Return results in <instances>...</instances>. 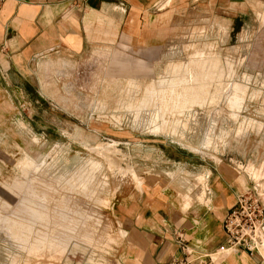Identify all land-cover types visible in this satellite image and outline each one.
I'll list each match as a JSON object with an SVG mask.
<instances>
[{
	"label": "rangeland",
	"instance_id": "1",
	"mask_svg": "<svg viewBox=\"0 0 264 264\" xmlns=\"http://www.w3.org/2000/svg\"><path fill=\"white\" fill-rule=\"evenodd\" d=\"M113 18L88 29L86 55L34 59L0 97V264H115L112 207L131 183L188 205L207 163H229L264 187V9L171 4L153 43Z\"/></svg>",
	"mask_w": 264,
	"mask_h": 264
},
{
	"label": "crops",
	"instance_id": "2",
	"mask_svg": "<svg viewBox=\"0 0 264 264\" xmlns=\"http://www.w3.org/2000/svg\"><path fill=\"white\" fill-rule=\"evenodd\" d=\"M171 4L209 7L231 18L264 9V0H0V97H8L15 77L22 90L19 80L27 79L34 59L86 55L95 46L88 29L111 11L120 35L153 43L160 38L158 12ZM207 165L205 193H193L188 205L161 180L120 188L112 215L125 239L114 245L115 264H264V239L253 253L220 250L227 241L223 221L238 195L257 185L264 201V187L241 167Z\"/></svg>",
	"mask_w": 264,
	"mask_h": 264
},
{
	"label": "built area",
	"instance_id": "3",
	"mask_svg": "<svg viewBox=\"0 0 264 264\" xmlns=\"http://www.w3.org/2000/svg\"><path fill=\"white\" fill-rule=\"evenodd\" d=\"M223 226L227 241L220 247L222 251L246 250L251 253L258 251L264 239V201L257 185L249 187L239 194L237 201L224 218ZM181 238V237H180ZM182 242V248L187 246ZM175 264H193L182 261ZM197 264H207L200 261Z\"/></svg>",
	"mask_w": 264,
	"mask_h": 264
},
{
	"label": "bare ground",
	"instance_id": "4",
	"mask_svg": "<svg viewBox=\"0 0 264 264\" xmlns=\"http://www.w3.org/2000/svg\"><path fill=\"white\" fill-rule=\"evenodd\" d=\"M179 95L181 96V93H176V92H174L173 94H170V95H167L166 97H165V95H161L160 96V98L162 99V105L165 107V100L167 101L166 103H167V105H170V103H169V101H171L170 99H171V97L173 98V99H177L176 97H178L179 98ZM181 98V97H180ZM184 98V97H183ZM183 100V99H182ZM173 101V100H172ZM183 103V102H182ZM240 101L239 100H235L234 102H233V106L235 107V108H239V105H240ZM161 105V106H162ZM167 109H170L169 107L167 108ZM166 109V110H167ZM235 110V109H234ZM156 129V128H155ZM154 129V130H155ZM155 132V131H154ZM73 247H75V248H77V247H80V245L79 244H75Z\"/></svg>",
	"mask_w": 264,
	"mask_h": 264
}]
</instances>
